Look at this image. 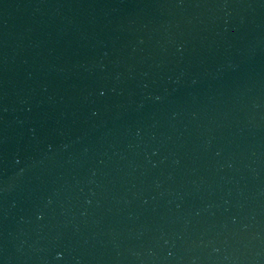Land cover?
Returning <instances> with one entry per match:
<instances>
[{
    "label": "water",
    "instance_id": "water-1",
    "mask_svg": "<svg viewBox=\"0 0 264 264\" xmlns=\"http://www.w3.org/2000/svg\"><path fill=\"white\" fill-rule=\"evenodd\" d=\"M0 264H264V0H0Z\"/></svg>",
    "mask_w": 264,
    "mask_h": 264
}]
</instances>
